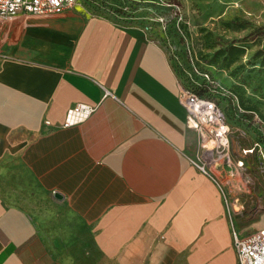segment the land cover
Wrapping results in <instances>:
<instances>
[{"label": "crops", "instance_id": "0c3cea01", "mask_svg": "<svg viewBox=\"0 0 264 264\" xmlns=\"http://www.w3.org/2000/svg\"><path fill=\"white\" fill-rule=\"evenodd\" d=\"M196 3L214 19L217 2ZM148 11L116 23L80 5L0 23V264H238L232 231H247L228 179L245 182L246 145L213 172L221 188L192 164L199 139L179 101L191 67L156 25L145 31ZM79 104L97 108L63 127ZM231 126L232 146L245 143L243 121Z\"/></svg>", "mask_w": 264, "mask_h": 264}, {"label": "rangeland", "instance_id": "374dc122", "mask_svg": "<svg viewBox=\"0 0 264 264\" xmlns=\"http://www.w3.org/2000/svg\"><path fill=\"white\" fill-rule=\"evenodd\" d=\"M82 1V5L89 14L112 15L116 18V21L114 20L116 23L121 21L117 18L131 15L132 9L135 11L142 10L144 7L149 9L148 12L152 13L149 16V29L156 25L160 32L165 35L162 38H164L167 46L177 44L180 50L179 60L186 61L189 67H192L191 62H195L194 57L197 60L200 58L204 63L215 60L216 67L214 70L209 69L212 75L216 77L215 79L221 83L223 80L227 81L247 103V108L258 114L257 118L261 122L257 121L255 115L248 114L245 118V143L236 137L234 141L236 145L233 144V148L231 139L234 134H230L228 151L232 163L234 161V158L231 157L233 152L236 156L235 159L238 157L239 143L245 144V149L248 151L241 164V169L244 170L243 174L246 176L243 185H240L239 188L235 179L232 177L228 179L231 186L229 189L231 192L235 190V195L230 200L232 218L235 223L245 228L244 231H247L245 236L258 231V229L250 230L248 227L264 220V66H260L261 63H264V0H214L218 7L212 8L215 11L213 20L205 17L206 15H201V10L196 3L198 0H187L188 5L185 0ZM171 3L178 4L184 11V18L189 23L187 29L190 35L188 37H184L179 32L176 21L169 18L170 9L165 4ZM128 4H131V9ZM83 11L75 9L73 13L85 15V11ZM161 17L166 19L164 25L159 21ZM173 49H171L170 54L175 60L176 53ZM220 49L228 51L224 58L214 55ZM188 52L193 59L190 60ZM218 67H225L228 74L220 73L217 70ZM190 72L191 75L188 73L186 75L188 77L187 83L191 84L192 82L195 87L199 79L193 71L190 70ZM239 75L246 77V79L244 80ZM230 76L232 78H229ZM226 78H229V81ZM238 78L241 79V82ZM236 118L233 116L234 120ZM228 126L231 130L232 126L230 124ZM235 136L237 135L235 134ZM255 143H259L261 148H256ZM199 149L201 151L200 147ZM240 154L243 156L242 151ZM23 186L28 188L29 192H39L38 196L32 200L37 201L38 205L46 206L47 202L42 197L41 190L27 176L25 170H23ZM24 191V195L27 193L29 195L26 189ZM236 232L239 234L237 229Z\"/></svg>", "mask_w": 264, "mask_h": 264}, {"label": "built area", "instance_id": "2783aa9c", "mask_svg": "<svg viewBox=\"0 0 264 264\" xmlns=\"http://www.w3.org/2000/svg\"><path fill=\"white\" fill-rule=\"evenodd\" d=\"M129 1V0H128ZM82 0H0V23L7 22L19 14H30L35 16L58 15L82 5ZM170 9L169 18L176 21L178 30L184 37L188 35L184 29L188 27L182 10L178 4H165ZM165 18L161 17L162 25ZM145 31L149 30L145 26ZM189 54V52H188ZM190 60L193 59L189 54ZM191 71L203 81L210 83L212 90L230 94L218 80H214L208 71L200 67V61L194 57ZM233 102L237 103V97L232 95ZM179 101L186 113V125L194 130L199 139L201 151L192 160V164L221 188L220 182L212 174L221 165H228V151L231 130L226 122L223 111L217 106L214 99L200 97L193 90L184 87L179 94ZM96 106L79 104L69 109L65 115L63 127H71L85 122L95 111ZM255 118L258 122L260 119ZM256 148H261L259 143ZM250 151V150H249ZM247 153V152H245ZM262 154V152H260ZM227 203V201H226ZM233 246L237 256L238 264H264V230L255 231L245 237L240 236L235 230L232 231Z\"/></svg>", "mask_w": 264, "mask_h": 264}, {"label": "trees", "instance_id": "16d2710c", "mask_svg": "<svg viewBox=\"0 0 264 264\" xmlns=\"http://www.w3.org/2000/svg\"><path fill=\"white\" fill-rule=\"evenodd\" d=\"M130 1L133 2L134 0H130ZM171 4H175V3H171ZM128 6L131 9V4H128ZM184 29L186 30V34L188 35L187 28L184 27ZM227 52H228L227 50L220 49L214 55L224 58L226 56ZM198 59L200 61L201 69L204 71H208L211 74L212 78L214 80H216L215 79L216 77H214L212 75V73L208 69H206V66H208L207 65L208 63H204L200 58H198ZM260 66H264V63H261ZM217 70L220 71V73H223V75L228 74L227 69L225 67L224 68L218 67ZM240 77H243V76H240ZM229 78H232V76H230ZM229 78H226V79L229 81ZM243 78H244V80L246 79V77H243ZM238 80H240V82H241V79L238 78ZM188 83L186 81V84L184 85V87H187V88L193 90L200 97L214 99L217 103V106L223 111L225 118H226V122L230 125H238L241 121H243V125H245V123H246L245 118L248 114L258 115L255 112H253L250 108H247V103L244 102V100L240 97V94L230 84H228L227 81L223 80L222 85L230 93L228 95H224L222 92L215 91V89L212 90L213 86L210 83L203 81L202 79H201L200 83H198V84L196 83L195 87L193 86L192 82H191V84H188ZM232 95L237 97V103L233 102ZM233 116L235 118L237 117L236 120L233 119Z\"/></svg>", "mask_w": 264, "mask_h": 264}, {"label": "water", "instance_id": "95a60500", "mask_svg": "<svg viewBox=\"0 0 264 264\" xmlns=\"http://www.w3.org/2000/svg\"><path fill=\"white\" fill-rule=\"evenodd\" d=\"M54 197L57 198V199L61 198V196L59 194H57V193L54 194Z\"/></svg>", "mask_w": 264, "mask_h": 264}]
</instances>
